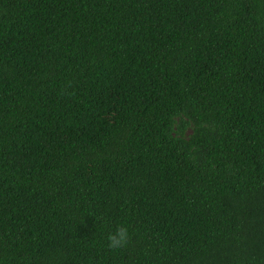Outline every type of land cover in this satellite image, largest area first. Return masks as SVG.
<instances>
[{
    "label": "trees",
    "instance_id": "obj_1",
    "mask_svg": "<svg viewBox=\"0 0 264 264\" xmlns=\"http://www.w3.org/2000/svg\"><path fill=\"white\" fill-rule=\"evenodd\" d=\"M0 264H264V0H0Z\"/></svg>",
    "mask_w": 264,
    "mask_h": 264
},
{
    "label": "clouds",
    "instance_id": "obj_2",
    "mask_svg": "<svg viewBox=\"0 0 264 264\" xmlns=\"http://www.w3.org/2000/svg\"><path fill=\"white\" fill-rule=\"evenodd\" d=\"M129 228L126 224L118 225L114 232L107 236V247L110 250L122 249L129 242Z\"/></svg>",
    "mask_w": 264,
    "mask_h": 264
}]
</instances>
